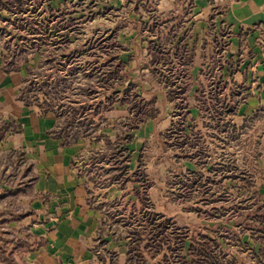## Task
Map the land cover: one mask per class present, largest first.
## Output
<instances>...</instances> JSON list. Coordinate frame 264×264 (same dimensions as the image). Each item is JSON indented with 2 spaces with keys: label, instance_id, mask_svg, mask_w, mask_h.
<instances>
[{
  "label": "trees",
  "instance_id": "1",
  "mask_svg": "<svg viewBox=\"0 0 264 264\" xmlns=\"http://www.w3.org/2000/svg\"><path fill=\"white\" fill-rule=\"evenodd\" d=\"M137 1L138 6L144 2V0ZM23 3L24 0H0V11L3 9L22 10ZM142 6L145 8L144 4ZM46 9L52 10V7L47 6ZM190 9V5L184 9L182 18L189 17ZM147 11L152 20V24L148 26V33L154 34L149 35L150 38L147 41L146 50L150 59L146 66L158 83L165 87L163 94L174 107L171 123L163 134V140L168 149L180 152V158L195 167L193 170L187 168L180 174V182L184 186L182 187L186 190L189 188V191L187 190L189 193L184 192V195H191V192H195L194 196H197V193L210 196L209 194L215 192L211 190L210 184H213L217 191L223 187L221 192L227 194L228 190L224 185L227 180L235 181L237 185L251 191L244 197L243 204L241 200L226 212L229 223L235 219L247 220L248 224L250 223L247 225L242 220H235L237 223H234L231 228L238 232L231 231L229 233L226 231L222 234L214 231L212 227H207V231H212L214 235L198 233L195 237L187 235L178 238L177 235H165L162 225L159 226L155 221L154 213L151 215L149 211H145L149 205L146 185L137 170L130 172L131 152L128 145L133 142V132L139 130L146 121L157 117L159 113L156 106L157 99L155 96L145 99L138 91H135V83L126 68L128 62L123 61L119 53L111 48L100 46L94 50L90 47L86 51L77 45L70 48L72 37L68 33L69 31L63 32L62 30L63 27L68 28L73 19L66 18L64 15L59 16L60 13L55 14L56 20L59 19V22L62 23V28L59 29L58 25H55L53 31L48 30L53 39L52 55L46 57L40 66L46 64L50 68H54L52 73L57 74L64 62H79L77 59L80 54L88 53L90 50L94 52L84 70L88 72L86 75L95 78V81L88 82V86L81 89L84 92L83 96L75 98L73 101H64L67 98L65 93L73 83L71 77H61L59 74L52 76L45 71L33 73L32 69L28 67V60L24 55L27 52L25 49L27 42L23 39L31 41L29 46L32 49L31 45L36 46L34 44L42 41V38L46 36V33H42L39 29L40 27H34L30 19L24 18L23 22L20 19L17 28H23L26 32L22 35L16 34V40L20 41L16 53L12 52L9 57L6 55L8 59L6 56L1 57L2 69L5 72L18 71L21 68L26 70L27 75L20 88L19 99L26 106L38 107L43 114L53 113L55 115L57 122L51 135L58 139L62 146H70L78 140L91 137L95 140L100 139L104 143L100 155L109 163V167L103 171L110 173V176L106 177L108 181L105 183L116 185L121 191V198L100 204L99 207L120 204L121 208L131 207L133 212L140 207L145 209L141 216L137 209L136 221L129 232L124 235L125 237L116 235L115 238L113 235L116 232L113 231V235L110 233L116 240L125 239L127 241L126 264H236L237 251L231 253L232 257H229L224 248L230 247L229 244L232 243L247 247L250 240L258 245L250 250L252 257L250 264H264V197L252 190L254 185L252 171L238 165L236 153L230 154L225 150L226 145H231L233 142L234 145L242 146L245 151L250 146L251 150L249 149V151L252 154H257V158L260 157L264 151V144L261 137L257 136L258 130L253 126L259 118H257V114L246 118L241 126H237L233 122L232 117L236 115L238 106L245 100L242 94L243 87L222 76L223 65L220 56H218L222 46L220 47L219 41L211 33L212 28L202 45L204 62L199 72L201 80H198L194 94L197 115L192 116L187 103L188 92L194 85L191 68L195 56V44L189 45L188 43L190 29L185 30L179 36L180 30L186 22L185 19L168 26L169 20H164L159 24L160 17L154 14L153 9L148 8ZM4 18H7L6 21L10 20V24L14 23L12 17ZM20 29L17 30L20 31ZM28 32L31 33L28 34ZM3 34L10 36L5 29H0V36ZM4 44L7 47L9 41H4ZM40 46L41 44L37 47ZM35 51L37 52L39 49L35 48ZM56 51L58 52L55 55ZM235 70L230 66V77ZM96 84L97 86H94ZM116 104H126L129 116L118 124L113 140L107 135L96 137L95 129L100 127V122L106 121L102 113L113 110V106ZM9 121L0 123V140L5 133L17 131L16 123L11 119ZM216 146H221L224 151L215 152ZM257 146L263 151L258 153ZM95 152L98 153V151ZM106 153H108L107 156H105ZM78 158L82 165L89 166L82 156ZM85 174L93 185L94 176L98 174V171L93 173L88 168ZM253 206H255V210L252 211ZM18 216L20 217L17 215L14 218L18 219ZM102 232L103 226L100 228V233ZM245 233L249 234V239L243 242ZM4 239V233L0 231V247ZM99 241L100 245L106 244L102 238ZM235 247L237 248V246ZM213 248L216 249L213 250Z\"/></svg>",
  "mask_w": 264,
  "mask_h": 264
},
{
  "label": "crops",
  "instance_id": "2",
  "mask_svg": "<svg viewBox=\"0 0 264 264\" xmlns=\"http://www.w3.org/2000/svg\"><path fill=\"white\" fill-rule=\"evenodd\" d=\"M109 2L124 9L131 0ZM143 4L146 11L153 7L156 15L169 20L168 26L185 19L179 36L190 29L188 43L195 44L191 68L194 85L187 103L192 116L197 115L194 94L204 62L202 45L212 28L211 33L222 46V76L243 87L245 100L233 122L241 126L244 119L257 114L260 122L256 123L264 124V0H144ZM189 5V17L182 18ZM140 14L146 15L145 11ZM131 32L136 40L134 47L144 48L146 54V43H139L141 36L134 37L137 32ZM2 65L0 55V123L11 119L17 131L1 138L0 155H16L26 170L18 183L0 181V231L5 237L0 264H126L127 241L100 233L104 208L99 205L120 198V189L116 185L99 191L93 188L85 174L87 166L78 158L83 156L85 140L62 146L51 135L57 122L55 115L43 114L19 99L26 70L5 72ZM230 66L236 69L231 77ZM261 139L264 144V133ZM255 171L253 189L264 197V151ZM17 215L20 217L14 218ZM100 238L106 241L104 246L99 244Z\"/></svg>",
  "mask_w": 264,
  "mask_h": 264
},
{
  "label": "rangeland",
  "instance_id": "3",
  "mask_svg": "<svg viewBox=\"0 0 264 264\" xmlns=\"http://www.w3.org/2000/svg\"><path fill=\"white\" fill-rule=\"evenodd\" d=\"M54 1L24 0L22 10L12 9L8 11L3 9L0 11V29H5L10 34V36H5V34L0 36L1 57L4 58L6 55L9 57L12 52H17V45L20 44V41L16 40V34L20 33L22 35L26 32L23 28H17L20 19H22V22L24 18L32 20L34 27H40L39 29L42 33H46V36L42 38V41L35 43L34 45L36 46L31 45L32 49L29 46L31 41L23 39V41L27 42V46H25L27 52L24 55L27 57L28 67L32 69L33 73L45 71V73L52 74V76L59 74L61 77H71L73 83H71V88L65 93V97L67 98L64 101H73L75 98H80L84 94L81 89H85L88 86V82L95 81V78L88 77L86 75L88 72L84 70L86 69V63L92 59L91 57L94 55V52L90 50L88 51V53L91 52L89 54H80L77 59L79 62H64L57 74L52 73L54 68H50L46 64L40 66L46 57L52 55L53 39L48 30L51 29L53 31L55 25H58L59 29L62 28V23L59 22V19L56 20L55 14L60 13L59 16L64 15L66 18L73 19L68 28L63 27L62 30L63 32L69 31L68 33L72 37V43L69 45L70 48L76 45L81 46L83 51H86L90 47L94 50L100 46L111 48L119 53L123 61L128 62L126 68L129 76L133 78L135 83V91H138L145 99H150L153 96L157 99L156 106L159 109L157 117L146 121L140 126L139 130L133 132V135L136 134L135 141L129 149L131 152L130 169L132 172L137 170L146 185V196L149 205L144 210L149 211L151 215L154 213V219L159 226L160 224L162 225L161 227L164 228L163 233L165 235H177L178 238L187 235L195 237L198 233L214 235L212 231H207L210 227L214 228V231H217V233L222 234L226 231H229V233L231 231L238 232V230H232L231 226L237 223L236 221H241L242 219H235L236 221L234 220L232 223H229L226 212L230 211L241 200L243 204L244 197L250 194L251 191H247L245 187L237 185L235 181L227 180L224 184L228 190L227 194L221 192L223 191V187H220L221 190L217 191L215 186L210 184L211 190L215 191L214 194H209L210 196L202 193H197V196H194L193 193L195 192H191V195H184V192L189 193L187 192L189 188L187 190L183 188L184 186L180 182V174L187 168L193 170L195 167L189 162L182 160L180 152L170 150L165 145L163 134L169 128L170 124L168 123L171 121L174 107L171 101L163 94L165 87L158 83V80L147 69L146 63L149 61L147 50L145 54L144 48L138 45L134 47L136 40L132 39L133 33L131 31L135 30L137 35L134 37L141 36L142 39L139 40V43L145 42L147 47L149 35L154 34L148 33V23L151 19L149 12L142 6L143 4L138 6V1L135 0L131 1L123 9V7L112 6L109 0H63L61 3L56 4ZM47 6H51L52 10L46 9ZM152 9L156 15V10L153 7L150 8V10ZM139 10L140 12L145 11L146 15L142 16ZM4 17H12L14 23L10 24V20L6 21L7 18ZM162 21L164 19L160 18L159 24ZM160 27L162 26L160 25ZM17 29H20V31ZM30 33L28 32V34ZM7 40L9 41V45L6 47L4 41ZM39 44L42 47H37ZM35 48H38L39 51L36 52ZM57 52H54V54L56 55ZM218 56H221V53ZM94 86H97V84ZM128 112L126 104H116L113 106V110L104 111L102 116L105 117L106 121L99 123L100 127L95 129V136L107 135L113 140L118 124L126 120V117L129 116ZM107 115H110V118H107ZM149 121L151 124H149ZM258 124L254 123L253 126L258 130L257 136L262 137L264 124ZM84 140L86 147L82 157L86 164L89 165L87 167L91 169V172L95 173L98 171V174L94 176L93 185H95V189L97 191L103 190L108 186V183H105L108 181L106 177L110 176V173L103 171L104 169H108L109 163L101 158L100 155L102 154L100 152L103 151L104 143L102 140H95L93 137L84 138ZM232 144L226 145L225 150L230 154L236 153L238 165L243 169L252 171L254 180L255 169L258 167L260 157L257 158V154H252L249 151L250 146L245 151L242 146L239 147ZM259 147H256V149L258 148V153L262 150ZM132 149L133 152L131 151ZM95 151H98V153ZM223 151L224 149L221 146H216L215 152ZM17 159L16 155H13L12 158H9L7 154L0 155V181L3 183H18L20 181L21 176L24 175L26 170V165H20L22 162ZM87 167L86 170L88 169ZM227 195L229 197H226ZM227 198L231 199L228 200ZM118 199L115 198L114 200ZM111 201L109 200V202ZM137 209H139V215H143L144 210L141 207ZM137 209H134L135 211L133 212L131 207L125 206L121 208L120 204L104 207L103 233H111L113 235V231H115L116 233L113 235L115 238L116 235L125 237L124 235L129 232L136 221V216H138ZM251 210H255V206ZM243 222L250 225L247 220ZM248 237L249 234L245 233L243 242L248 241ZM229 246L228 248H224L229 257H232L231 253H236V251L238 253L236 254V264H250L252 261L250 250L255 246L258 247V245L254 244L253 240L249 241L247 247H245L246 245L241 246L234 243L229 244ZM219 247L221 248V245ZM215 249L213 248V250Z\"/></svg>",
  "mask_w": 264,
  "mask_h": 264
},
{
  "label": "built area",
  "instance_id": "4",
  "mask_svg": "<svg viewBox=\"0 0 264 264\" xmlns=\"http://www.w3.org/2000/svg\"><path fill=\"white\" fill-rule=\"evenodd\" d=\"M79 165V164H78Z\"/></svg>",
  "mask_w": 264,
  "mask_h": 264
}]
</instances>
